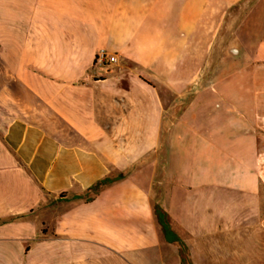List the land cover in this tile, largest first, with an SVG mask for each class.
I'll return each mask as SVG.
<instances>
[{"label":"crops","instance_id":"obj_1","mask_svg":"<svg viewBox=\"0 0 264 264\" xmlns=\"http://www.w3.org/2000/svg\"><path fill=\"white\" fill-rule=\"evenodd\" d=\"M247 1L0 0V264H182L155 206L184 224L180 193L257 195L264 40L215 54Z\"/></svg>","mask_w":264,"mask_h":264},{"label":"rangeland","instance_id":"obj_2","mask_svg":"<svg viewBox=\"0 0 264 264\" xmlns=\"http://www.w3.org/2000/svg\"><path fill=\"white\" fill-rule=\"evenodd\" d=\"M23 17L25 19V16ZM13 18L14 16H11V20ZM213 32L210 31V37ZM221 32V39L224 42L217 48L216 58L223 54L228 42L232 43L229 47L230 52L240 48L250 54L254 52L255 43L264 40V0H248L240 9L231 11ZM11 33L12 37H15V30ZM18 37L24 40L26 31H22L21 36ZM21 48L26 47L19 46V52ZM14 50V46H7L8 55L13 54ZM205 51V46H196L188 53L198 56L201 60ZM11 64L13 63L10 61H0V69L9 73L13 69ZM123 64L122 62L120 66H116L117 69L120 70L121 66L136 69L132 64L127 66ZM209 68L212 69L211 65L202 72L205 73ZM24 69L36 71L34 67L25 64ZM110 71L111 68L108 72ZM260 73L263 76L259 77V82L256 83V90L260 93L257 95L255 113L259 138L260 190L255 196H246L216 188L199 191L193 195L186 192L180 193L179 197L184 205L192 202L185 217L188 215L194 220L184 222V224L175 220L171 221V228L180 236L186 247L182 249L179 243L174 245L179 255L183 251L187 264H264V68L259 70ZM7 83L9 85V76ZM149 83L155 87L163 84L154 81ZM206 84L205 79L200 78L196 85ZM121 85L125 86L126 83H121ZM163 145L168 146V142H164ZM164 179V174L155 175L154 188L157 201L171 192L170 183H165ZM162 182L163 184H160ZM178 217L181 219V216Z\"/></svg>","mask_w":264,"mask_h":264},{"label":"trees","instance_id":"obj_3","mask_svg":"<svg viewBox=\"0 0 264 264\" xmlns=\"http://www.w3.org/2000/svg\"><path fill=\"white\" fill-rule=\"evenodd\" d=\"M122 179H123V175H120L116 179L106 178V179L102 180L101 182H99L94 187H92L90 189V191L93 192L95 195H97L98 193L101 192V190L103 188L113 184L114 182L120 181ZM154 210H155V215L157 217L158 223L160 224L167 241L169 243L178 242L179 244H181L182 249L183 248L185 249L186 247H185L184 243H182V241L179 237H177L175 235V237L173 239L170 238V235L174 234V232L171 228V219L168 216V214L165 211H163L159 206H155ZM180 255H181V259H182V264H187V259L183 256V251L180 252Z\"/></svg>","mask_w":264,"mask_h":264},{"label":"built area","instance_id":"obj_4","mask_svg":"<svg viewBox=\"0 0 264 264\" xmlns=\"http://www.w3.org/2000/svg\"><path fill=\"white\" fill-rule=\"evenodd\" d=\"M120 60L117 54L109 53L105 49H101L97 52L95 57V64L101 68L105 69L107 72L110 70L111 66L119 64Z\"/></svg>","mask_w":264,"mask_h":264}]
</instances>
